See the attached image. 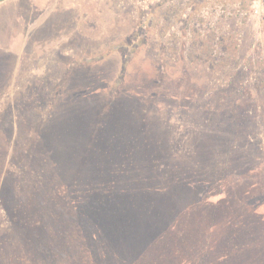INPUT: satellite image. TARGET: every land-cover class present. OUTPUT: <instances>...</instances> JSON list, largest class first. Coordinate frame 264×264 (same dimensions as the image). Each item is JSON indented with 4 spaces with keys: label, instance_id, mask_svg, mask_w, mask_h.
I'll return each instance as SVG.
<instances>
[{
    "label": "rangeland",
    "instance_id": "374dc122",
    "mask_svg": "<svg viewBox=\"0 0 264 264\" xmlns=\"http://www.w3.org/2000/svg\"><path fill=\"white\" fill-rule=\"evenodd\" d=\"M176 2L0 1V264H264V22Z\"/></svg>",
    "mask_w": 264,
    "mask_h": 264
},
{
    "label": "built area",
    "instance_id": "2783aa9c",
    "mask_svg": "<svg viewBox=\"0 0 264 264\" xmlns=\"http://www.w3.org/2000/svg\"><path fill=\"white\" fill-rule=\"evenodd\" d=\"M168 3L175 5L177 0H167ZM169 3V4H170ZM212 9L215 11L216 15L225 18H235L242 19L244 21H250L253 18L261 20L264 22V0H253V3L246 9V7H241L235 3L231 5L230 8L222 5V3H214ZM209 8H203L202 12H208ZM173 29V27H171ZM217 39H219L217 37Z\"/></svg>",
    "mask_w": 264,
    "mask_h": 264
},
{
    "label": "trees",
    "instance_id": "16d2710c",
    "mask_svg": "<svg viewBox=\"0 0 264 264\" xmlns=\"http://www.w3.org/2000/svg\"><path fill=\"white\" fill-rule=\"evenodd\" d=\"M0 1H2V0H0Z\"/></svg>",
    "mask_w": 264,
    "mask_h": 264
},
{
    "label": "crops",
    "instance_id": "0c3cea01",
    "mask_svg": "<svg viewBox=\"0 0 264 264\" xmlns=\"http://www.w3.org/2000/svg\"><path fill=\"white\" fill-rule=\"evenodd\" d=\"M157 1V0H156Z\"/></svg>",
    "mask_w": 264,
    "mask_h": 264
}]
</instances>
